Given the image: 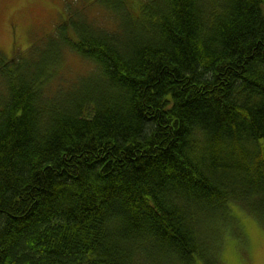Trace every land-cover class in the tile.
Returning a JSON list of instances; mask_svg holds the SVG:
<instances>
[{"label":"trees","instance_id":"trees-1","mask_svg":"<svg viewBox=\"0 0 264 264\" xmlns=\"http://www.w3.org/2000/svg\"><path fill=\"white\" fill-rule=\"evenodd\" d=\"M95 3L0 56V264H219L264 226V0Z\"/></svg>","mask_w":264,"mask_h":264},{"label":"rangeland","instance_id":"rangeland-1","mask_svg":"<svg viewBox=\"0 0 264 264\" xmlns=\"http://www.w3.org/2000/svg\"><path fill=\"white\" fill-rule=\"evenodd\" d=\"M96 0H0V56L14 61L18 58L40 57L44 47L56 44L50 35L66 17V10L98 7ZM91 17L101 19L97 11ZM37 48V49H36ZM53 49V48H52ZM51 49L49 54L54 53ZM53 51V52H52ZM60 61L58 81H67L73 76L87 73L92 66L77 55L65 50ZM55 86V82L53 84ZM239 227L234 234L226 235L219 256V264H264V226L255 217L250 219L239 210ZM240 229V231H239Z\"/></svg>","mask_w":264,"mask_h":264}]
</instances>
